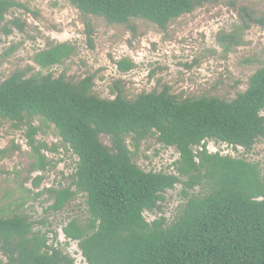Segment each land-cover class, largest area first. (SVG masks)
<instances>
[{"label": "trees", "instance_id": "16d2710c", "mask_svg": "<svg viewBox=\"0 0 264 264\" xmlns=\"http://www.w3.org/2000/svg\"><path fill=\"white\" fill-rule=\"evenodd\" d=\"M66 1L83 15L110 24L143 19L162 29L198 5L196 0ZM18 7L23 6L15 0H0V26ZM13 24L23 29L19 21ZM73 52V46L60 43L38 52L34 61L49 69ZM119 66L131 68L127 62ZM91 90L90 78L74 84L51 73L17 71L0 83V127L3 121L28 126V144L38 156L32 173L45 172L50 164L41 154L48 146L35 140L36 118L53 125L62 146L77 158L70 184L45 190L52 203L44 212H59L78 195L85 196L86 219H72L62 228L66 240L78 244L85 264H264L260 164L210 153L206 146L214 141L250 152L264 140V66L229 102L215 97L178 101L168 91L134 100L121 95L101 99ZM153 137L178 152L176 174L145 171L133 162L128 139L138 149ZM43 179L36 176L35 188ZM178 184L186 201L174 220L147 221L144 214L160 209L164 195ZM197 186L205 192L190 195ZM0 251L7 264H77L18 212L0 217Z\"/></svg>", "mask_w": 264, "mask_h": 264}, {"label": "rangeland", "instance_id": "374dc122", "mask_svg": "<svg viewBox=\"0 0 264 264\" xmlns=\"http://www.w3.org/2000/svg\"><path fill=\"white\" fill-rule=\"evenodd\" d=\"M15 1L23 7L12 9L0 26V83L17 71L28 76L51 73L74 84L90 78L91 93L101 99L121 95L134 100L144 93L168 91L178 101L215 97L229 102L246 90L250 77L264 66V0H196L192 13L173 20L165 29L143 19L128 25L110 24L101 17L83 15L66 0ZM60 43L74 47L69 58L49 69L35 63L38 52ZM120 62L131 68L122 70ZM1 123L0 217H12L15 212L27 215L34 231L47 235L50 246L72 254L77 264H85L78 244L66 240L62 232L70 220L86 219L85 196L78 195L59 212H44L52 203L45 190L70 184L76 156L62 146L53 125L36 118L33 125L39 132L35 140L48 146L41 154L50 164L45 172L32 173L38 156L28 144V126ZM100 140L111 146L108 137ZM127 143L133 162L143 170L177 173L179 154L174 148L162 146L154 137L138 149L130 138ZM206 146L210 153L259 163L264 180V140L250 152L214 141ZM38 175L44 179L35 188ZM181 192V184L168 191L160 209L144 214L147 221L164 217L171 223L186 201ZM204 192L197 186L189 194ZM0 264H7L1 251Z\"/></svg>", "mask_w": 264, "mask_h": 264}]
</instances>
